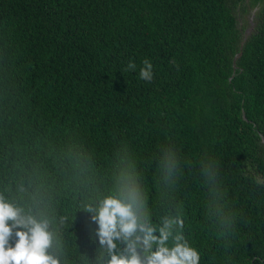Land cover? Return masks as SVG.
I'll return each mask as SVG.
<instances>
[{
    "label": "trees",
    "instance_id": "16d2710c",
    "mask_svg": "<svg viewBox=\"0 0 264 264\" xmlns=\"http://www.w3.org/2000/svg\"><path fill=\"white\" fill-rule=\"evenodd\" d=\"M239 12H255L244 46ZM0 88V154L14 158L0 171L54 172L38 193L58 210L113 192L131 154L152 224L183 218L202 264H264V0H0ZM166 143L181 155L170 183ZM61 174L81 196L64 198ZM221 184L238 217L227 235L209 215Z\"/></svg>",
    "mask_w": 264,
    "mask_h": 264
},
{
    "label": "clouds",
    "instance_id": "9594fccd",
    "mask_svg": "<svg viewBox=\"0 0 264 264\" xmlns=\"http://www.w3.org/2000/svg\"><path fill=\"white\" fill-rule=\"evenodd\" d=\"M240 54L243 51L235 60L242 57ZM136 69V63L129 61L127 70ZM138 75L143 81L153 79L150 60L142 61ZM5 98L0 88V104ZM0 115L3 119L1 110ZM0 160L14 158L0 154ZM86 164L85 158L81 167ZM117 164L113 192L89 195L76 201L71 209L59 210L38 193L44 192L42 179L54 172L31 175L19 164L0 171V264H202L201 250L179 231L183 218L170 217L159 225L151 223L138 160L122 153ZM157 167L161 169L162 182L170 183L175 178L181 168V155L174 144L161 147ZM60 180L65 199L81 196L74 192L80 183L70 175L64 178L61 174ZM209 194V215L227 235L238 219L236 209L227 204L222 184L210 186ZM78 214L88 215L94 230L88 231L77 220Z\"/></svg>",
    "mask_w": 264,
    "mask_h": 264
},
{
    "label": "rangeland",
    "instance_id": "374dc122",
    "mask_svg": "<svg viewBox=\"0 0 264 264\" xmlns=\"http://www.w3.org/2000/svg\"><path fill=\"white\" fill-rule=\"evenodd\" d=\"M255 12H253L254 14ZM251 12H248L246 15H244L242 12H239L237 17L239 21V26L244 27V32L247 35L248 32H252V28L254 25V15Z\"/></svg>",
    "mask_w": 264,
    "mask_h": 264
},
{
    "label": "water",
    "instance_id": "95a60500",
    "mask_svg": "<svg viewBox=\"0 0 264 264\" xmlns=\"http://www.w3.org/2000/svg\"><path fill=\"white\" fill-rule=\"evenodd\" d=\"M239 56H242V54H240Z\"/></svg>",
    "mask_w": 264,
    "mask_h": 264
}]
</instances>
